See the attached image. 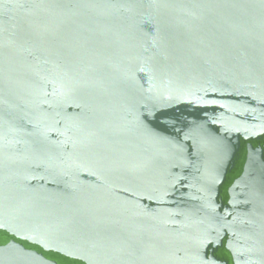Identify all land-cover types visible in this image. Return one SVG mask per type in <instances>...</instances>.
Instances as JSON below:
<instances>
[{
  "label": "water",
  "instance_id": "obj_1",
  "mask_svg": "<svg viewBox=\"0 0 264 264\" xmlns=\"http://www.w3.org/2000/svg\"><path fill=\"white\" fill-rule=\"evenodd\" d=\"M0 264H264V0H0Z\"/></svg>",
  "mask_w": 264,
  "mask_h": 264
}]
</instances>
